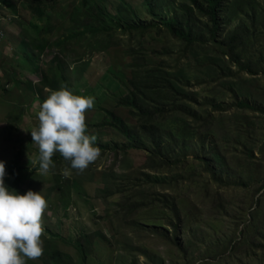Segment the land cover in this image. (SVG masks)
Listing matches in <instances>:
<instances>
[{
	"label": "rangeland",
	"instance_id": "1",
	"mask_svg": "<svg viewBox=\"0 0 264 264\" xmlns=\"http://www.w3.org/2000/svg\"><path fill=\"white\" fill-rule=\"evenodd\" d=\"M120 1L101 4L116 14ZM126 1L137 20L151 25L160 21L161 13L171 16L170 9H180L183 2L162 0L160 11L152 8L151 0ZM77 2L58 0L53 9L45 3L46 14L39 16L26 0L11 1L12 6L0 0V12L10 16L4 21L5 38L0 45V160L6 167L24 166L5 177L9 188L20 193L42 191L48 202L42 218L44 252L60 250L75 264H240L229 261L228 254L243 239L252 212L261 208L257 189L264 175V0H233L220 15L225 34L240 25L249 30L246 60L259 62L254 72L232 64L221 70L216 62L202 57L201 61L195 51H185V45L168 31L154 27L141 36L140 29L123 31L115 23L119 45L76 46L65 27L73 24L70 12ZM49 26L52 32L47 33ZM43 41L49 45L41 51L36 43ZM141 45L148 51L150 67L179 62L187 71L181 82L195 91L190 101L193 113L202 118L211 114L210 132L185 144L180 137L175 159L188 158L185 165L156 171L148 166L150 152L145 146L124 150L123 145L130 144L125 137L98 127L108 120L106 111L103 118L104 109L115 111L128 126H137L117 101L131 76L129 52ZM28 50L38 55L34 67ZM52 70L63 72L70 81L58 76V89L71 85L68 88L74 94L95 97L94 108L86 113L87 134L97 137L101 156L83 172L73 169L70 178L62 175L64 168H70L65 160L59 161L63 159L53 161L55 167L47 175L36 174L38 148L30 129L36 126L35 114L48 95L44 81L51 80ZM241 88L247 95H240ZM242 97L253 108L239 104ZM20 100L26 103L13 109ZM154 174L159 176L157 182ZM160 174L169 175L166 182H160ZM164 194L171 195L169 205L163 201ZM140 202L147 206L130 215L129 208ZM247 232L251 235L253 227ZM77 240L84 242L86 263ZM43 257L27 262L44 264ZM245 264L259 263L247 260Z\"/></svg>",
	"mask_w": 264,
	"mask_h": 264
},
{
	"label": "trees",
	"instance_id": "2",
	"mask_svg": "<svg viewBox=\"0 0 264 264\" xmlns=\"http://www.w3.org/2000/svg\"><path fill=\"white\" fill-rule=\"evenodd\" d=\"M2 1L11 5V1L22 0ZM26 1L29 3L31 10L39 16L46 14L43 7L45 3H49L47 7L51 9L58 3V0ZM102 1L79 0L74 4L69 18L73 24L70 27H65V31H69L67 37L73 39L74 45L89 47L98 44L104 46L105 49L119 45L114 35L115 28L113 29V25L115 23L123 31H138L140 29L141 36L154 27L159 32L168 31L169 35H173L185 45V51H195L197 53L195 56L201 61L203 60L202 57L204 59L208 58L211 62H216L221 70L229 68V65L232 64L237 65L240 70L254 72V69L259 65L257 61L246 60L248 50L246 34L249 30L245 26L240 25L225 34L226 25L220 19V15L221 11L233 0H183L180 9H170L169 12L173 13L171 16L161 13L158 15L160 21H153L152 25L137 20L136 11L126 0L119 2L116 14L108 12L106 6L101 4ZM150 3L155 10L162 11L164 9L162 0H151ZM13 10L15 9L13 8ZM52 28L53 26L46 27L47 33L52 32ZM63 36L66 38V35ZM60 44L61 40L57 45ZM46 45H49V43H44V41L36 43V47L41 51L44 50ZM201 51L203 56H201ZM128 57L131 60L129 64L131 76L126 82L124 94L117 101V106L126 108L128 113L136 119L137 126H128L115 111L104 109L103 118L106 111L108 120L98 124V127L114 129L125 137L130 144H124V150L127 147L142 148L145 146L150 152L147 158L148 166L156 169V171L163 170L164 167L173 168L179 166V164L185 165L188 158L184 160L175 159L176 146L179 145L180 137H183L182 143L185 144L198 134L210 132L208 119L211 114L202 118L193 113L194 110L191 108L190 101L195 91L189 89L186 83L181 82V78L186 77L187 71L179 62L172 64L160 63L150 67L146 65L148 51L142 45L140 49L130 51ZM52 76L51 80L44 81V87L58 90L59 77L65 82H70L66 80L63 72L56 73L52 70ZM68 87L70 88L71 85H68ZM239 93L240 95H247L242 88ZM238 103L243 107L253 108L246 97H242ZM178 126L179 133L177 132ZM103 150L105 151V149ZM52 159L57 161L63 158L57 153ZM59 161H64V159ZM67 164L70 165L68 162ZM23 169V166H20L19 169L14 164L6 167L7 174H15L17 170ZM157 175H152L155 182L159 180ZM160 175L162 176L160 182H166L169 175ZM168 182H173V180L170 179ZM123 191L126 192V190ZM114 192L115 190L110 191L111 194H116ZM257 192H261L258 199V205L261 208L252 212L251 219L243 232V239L235 244L233 254L231 252L228 254L229 261L245 264L247 260H253V262L264 264V201L262 202L264 197V175L261 177ZM138 193L140 194V190ZM133 197L137 198L138 194L133 195ZM170 197V194H164L163 201L167 205H169ZM131 199L129 198V201ZM155 202L156 199L152 201V204ZM144 206H147L145 202L133 204L129 208L130 215L136 214V211ZM260 213H262V217L258 219ZM250 226L253 227V232L248 235L247 231ZM175 231L177 233V227ZM90 241L92 242V240ZM76 244L82 251L83 261L86 263L87 251L84 242L77 240ZM54 253H43V259L46 262L44 264H75L70 255L60 250ZM27 264L36 263L27 262Z\"/></svg>",
	"mask_w": 264,
	"mask_h": 264
},
{
	"label": "clouds",
	"instance_id": "3",
	"mask_svg": "<svg viewBox=\"0 0 264 264\" xmlns=\"http://www.w3.org/2000/svg\"><path fill=\"white\" fill-rule=\"evenodd\" d=\"M45 91L48 95L35 114L37 124L30 129L38 148L36 174L47 175L55 167L53 156L59 153L70 164L62 175L70 178L73 169L83 172L101 156L97 137L87 134L86 113L94 108L95 97L76 95L67 86ZM27 155L32 164V155ZM7 175L6 163L0 160V264H27L44 253L42 218L48 202L42 191L20 193L9 188Z\"/></svg>",
	"mask_w": 264,
	"mask_h": 264
},
{
	"label": "crops",
	"instance_id": "4",
	"mask_svg": "<svg viewBox=\"0 0 264 264\" xmlns=\"http://www.w3.org/2000/svg\"><path fill=\"white\" fill-rule=\"evenodd\" d=\"M28 51H29V50H28ZM29 52H30V53H31V52L33 53V51H29ZM32 53H31V55H30V60H31L30 62H31V64H32L33 67H34V66H36V64H38V63H35V62H37V61H35V60H37V56H38V55H37V53H36V54H34V53L32 54ZM32 69L34 70V68H32ZM36 71H37V70H35V72H36ZM35 74H37V73H35ZM14 82H16V84H17L18 86L21 85V83H18V82H20L18 79L14 80ZM75 82H78V81H75ZM44 86H45V84H44ZM44 88H46V89H50V88L47 87V86L44 87ZM35 97H38V94H37ZM24 103H26L24 100H20V101H19V104L16 105L15 107H13V109L16 108L17 106H20V107H21V105L24 104ZM16 104H17V103H16ZM15 117H18V116H14V118H15Z\"/></svg>",
	"mask_w": 264,
	"mask_h": 264
},
{
	"label": "built area",
	"instance_id": "5",
	"mask_svg": "<svg viewBox=\"0 0 264 264\" xmlns=\"http://www.w3.org/2000/svg\"><path fill=\"white\" fill-rule=\"evenodd\" d=\"M9 15H4L3 13L0 12V45L5 37V25L4 21L9 19Z\"/></svg>",
	"mask_w": 264,
	"mask_h": 264
}]
</instances>
